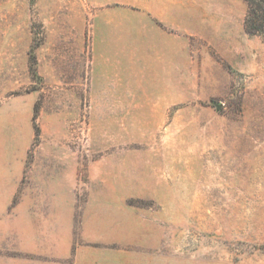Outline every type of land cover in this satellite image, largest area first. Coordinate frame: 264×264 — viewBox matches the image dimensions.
Masks as SVG:
<instances>
[{
    "label": "rangeland",
    "instance_id": "obj_1",
    "mask_svg": "<svg viewBox=\"0 0 264 264\" xmlns=\"http://www.w3.org/2000/svg\"><path fill=\"white\" fill-rule=\"evenodd\" d=\"M196 1L150 40L109 0H0V170L75 146L120 264H264V39L245 0Z\"/></svg>",
    "mask_w": 264,
    "mask_h": 264
},
{
    "label": "crops",
    "instance_id": "obj_2",
    "mask_svg": "<svg viewBox=\"0 0 264 264\" xmlns=\"http://www.w3.org/2000/svg\"><path fill=\"white\" fill-rule=\"evenodd\" d=\"M109 4L117 13L110 24L122 27V33L132 25L133 38L150 40L181 34L182 25L197 21L201 10L196 0ZM153 52L165 56L166 47ZM8 170H0V264H120L113 247L123 242L118 237L122 224L118 227L100 197L86 191L83 176L90 174V166L77 161L75 146L34 144L25 150L19 176Z\"/></svg>",
    "mask_w": 264,
    "mask_h": 264
},
{
    "label": "trees",
    "instance_id": "obj_3",
    "mask_svg": "<svg viewBox=\"0 0 264 264\" xmlns=\"http://www.w3.org/2000/svg\"><path fill=\"white\" fill-rule=\"evenodd\" d=\"M248 10L245 28L248 33L258 34L264 39V0H245ZM39 128H36L38 134Z\"/></svg>",
    "mask_w": 264,
    "mask_h": 264
}]
</instances>
